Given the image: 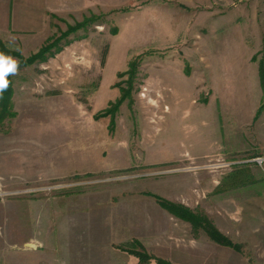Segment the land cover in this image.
<instances>
[{"label":"rangeland","instance_id":"obj_1","mask_svg":"<svg viewBox=\"0 0 264 264\" xmlns=\"http://www.w3.org/2000/svg\"><path fill=\"white\" fill-rule=\"evenodd\" d=\"M93 2L82 15L41 0L24 33L13 20L30 15L8 5L0 52L19 72L0 134L28 150L36 136L44 171L0 177V263L140 264L134 250L148 264H264V0ZM21 189L42 190L1 196Z\"/></svg>","mask_w":264,"mask_h":264},{"label":"crops","instance_id":"obj_2","mask_svg":"<svg viewBox=\"0 0 264 264\" xmlns=\"http://www.w3.org/2000/svg\"><path fill=\"white\" fill-rule=\"evenodd\" d=\"M69 1L72 4L71 5L72 8H74V10L78 11L79 13L81 12L82 15H84V12L88 14L90 11L95 13L94 7H96L95 8L96 10L99 9V4H94L96 2H93L91 4L89 3L90 0H69ZM9 4H13V12L16 14H18L17 9H19V13H20V7L18 8L19 5L16 4H23L22 5L23 12L30 15L28 20L29 22L23 20L21 21L20 19L17 20L15 26H17L18 24L20 25V28L13 26L15 22L14 19L12 25L13 30L11 31L16 33H24L26 31L31 32L32 28L31 29L25 28V26L31 22L30 21L31 19L34 20L37 4L40 5L41 0H0V34L1 35L6 32L5 26L7 23L6 21L9 12L8 9ZM9 34L10 33H8V35ZM1 35H0V39L3 41ZM201 87H205V86L202 85ZM198 95L201 96V93H199ZM209 99L210 101L208 105L205 106L200 105L199 107L197 106L198 107L197 112L201 113L213 105L212 104L213 95ZM263 122H264V117L261 119L262 124H264ZM31 139H32V143L28 144V146L30 147V150H28L26 149L27 139H25L22 136V134H20L19 132H14L12 134L11 132L8 134H0V177L4 178L8 182L10 181L16 184L17 181L20 182L21 180H25V179L26 180L33 179L37 175L39 176V174H42V171L44 170L38 169V167L36 168L34 161H32V159L36 158L35 154L37 152V148H38V152L41 151L39 139L38 142L36 141V136H33ZM36 142L38 143V147L36 146ZM229 149H231V147ZM184 155L185 153L180 154L181 158L184 157ZM81 170H86V169L84 168ZM43 260H34V261L23 260L18 262L17 264H46L47 263L46 260L45 259ZM50 261H51L50 264L52 263L55 264L57 262V260L53 258H50L49 262ZM0 264H6V262Z\"/></svg>","mask_w":264,"mask_h":264},{"label":"trees","instance_id":"obj_3","mask_svg":"<svg viewBox=\"0 0 264 264\" xmlns=\"http://www.w3.org/2000/svg\"><path fill=\"white\" fill-rule=\"evenodd\" d=\"M87 22H92V19L91 20L87 19V21L85 23H82L80 26L74 28L71 31L75 32L79 28L87 26ZM56 45H57L56 42H54V41L51 42L50 45H47L45 48H43V50H41L38 54H36L33 57H31L30 59H28L26 62L28 64H31L33 61H36L37 59H40L42 61H46L48 53H51L52 49H54V47ZM3 52L7 55H11V56L15 55L14 53L7 51L6 49H3ZM50 56H52V54H50ZM9 80L11 81L10 77H9ZM12 96H13V88H12V81H11V86L3 94V99H0V124L6 118V116H8V115L14 116V114L10 112ZM162 205L165 208L169 209V211H171L172 213H174L178 217L191 222L193 224V226L202 225L201 227H204L208 236L217 244L222 245L224 247L239 249V246L235 245L228 237L221 234L215 228L214 225L212 226L210 224V222L206 218L201 220L199 217L196 216V214L192 213L190 210H188L182 206L176 207L175 205H169L166 203H162ZM128 251H130L132 254H134L139 259L140 264H148L152 259L151 257H149L144 252H135L134 250H128ZM155 261H156V264H171L170 262L163 260V259H159V258L155 259Z\"/></svg>","mask_w":264,"mask_h":264},{"label":"clouds","instance_id":"obj_4","mask_svg":"<svg viewBox=\"0 0 264 264\" xmlns=\"http://www.w3.org/2000/svg\"><path fill=\"white\" fill-rule=\"evenodd\" d=\"M8 39L12 42L16 40V37L9 36ZM16 51H19L17 48ZM19 72V60L11 55H7L4 52H0V99H3V94L11 86L10 76H15Z\"/></svg>","mask_w":264,"mask_h":264},{"label":"built area","instance_id":"obj_5","mask_svg":"<svg viewBox=\"0 0 264 264\" xmlns=\"http://www.w3.org/2000/svg\"><path fill=\"white\" fill-rule=\"evenodd\" d=\"M260 162H262V161H260ZM63 187H66V186L65 185L64 186H58V188H63ZM40 190H42V189H24V190L21 189V190H18V191H13L11 193L1 194V196H4V195L18 196V195H24V194H28V193L31 194L33 192H37V191H40Z\"/></svg>","mask_w":264,"mask_h":264}]
</instances>
